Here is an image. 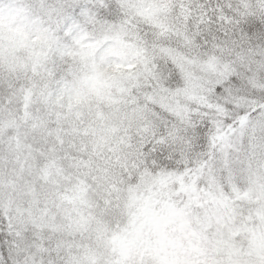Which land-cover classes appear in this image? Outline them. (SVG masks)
<instances>
[{
    "label": "snow or ice",
    "instance_id": "1",
    "mask_svg": "<svg viewBox=\"0 0 264 264\" xmlns=\"http://www.w3.org/2000/svg\"><path fill=\"white\" fill-rule=\"evenodd\" d=\"M0 264H264V0H0Z\"/></svg>",
    "mask_w": 264,
    "mask_h": 264
}]
</instances>
